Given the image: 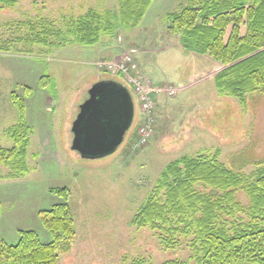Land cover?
<instances>
[{
	"label": "rangeland",
	"instance_id": "374dc122",
	"mask_svg": "<svg viewBox=\"0 0 264 264\" xmlns=\"http://www.w3.org/2000/svg\"><path fill=\"white\" fill-rule=\"evenodd\" d=\"M190 1L154 0L136 28L101 36L91 48L106 52L110 59L96 60L95 55L94 66L83 71L81 62L87 61L84 58L91 48L58 46L57 38L51 39L53 47L40 46L35 38L39 18L65 34L70 21L90 9L117 13L118 0H18L13 8L0 6L1 147H12L7 133L18 116L12 93L25 100L27 124L32 129L27 149L29 176L8 179L9 169L0 164V237L7 244H17L20 231H34L42 243L51 242L40 212L66 203L73 214L76 237L71 251L59 254L57 264H134L140 258L159 263L185 258L191 252L189 244L167 246L161 243L162 231L135 221L155 196L165 166L188 155L211 159L218 154L219 163L236 169L238 160L264 159V96L253 94L243 101L220 95L213 79L223 66L208 55L187 53L170 31V17ZM228 33L229 29L226 37ZM124 54H130L140 74L158 91L154 94L153 138L139 144L141 115L132 96L134 119L120 147L101 159H82L72 150L71 129L79 106L100 80L122 83L120 77L96 65ZM43 73L59 92L76 91L78 102L71 123V94L66 109L55 115L42 114L44 104L51 106L53 100L39 88ZM171 87L179 90L174 96L165 92ZM256 171L254 166L243 169L247 176ZM62 188L68 190L66 196L51 193V189ZM158 199L165 202L164 191Z\"/></svg>",
	"mask_w": 264,
	"mask_h": 264
},
{
	"label": "trees",
	"instance_id": "16d2710c",
	"mask_svg": "<svg viewBox=\"0 0 264 264\" xmlns=\"http://www.w3.org/2000/svg\"><path fill=\"white\" fill-rule=\"evenodd\" d=\"M153 1L118 0L117 13L90 9L72 19L65 34L40 17L36 42L53 47L51 39L57 38L58 46L94 47L101 36L136 28ZM17 3L0 0L2 7L13 8ZM170 20V31L179 37L184 51L208 55L223 66L213 79L220 95L243 101L253 94L264 96V0H191ZM39 88L56 94L53 81L44 73ZM11 98L17 122L7 133L12 147L0 145V164L9 169L8 179L14 180L29 174L26 158L32 129L26 121L25 100L14 93ZM217 158L218 154L211 159L188 155L166 165L156 182L155 196L135 218L140 226L162 231L161 243L167 246L189 244V255L159 263L140 258L134 264H264V159L238 160L236 169ZM248 166L256 167L255 175L243 172ZM163 191L162 204L158 196ZM67 192L51 189L61 196ZM40 219L52 241L42 243L34 231H20L15 245L0 237V264H57L59 254L71 251L76 233L69 205L41 211Z\"/></svg>",
	"mask_w": 264,
	"mask_h": 264
},
{
	"label": "water",
	"instance_id": "95a60500",
	"mask_svg": "<svg viewBox=\"0 0 264 264\" xmlns=\"http://www.w3.org/2000/svg\"><path fill=\"white\" fill-rule=\"evenodd\" d=\"M133 119L134 103L125 87L113 81L96 83L72 124V150L86 160L112 154L123 143Z\"/></svg>",
	"mask_w": 264,
	"mask_h": 264
},
{
	"label": "built area",
	"instance_id": "2783aa9c",
	"mask_svg": "<svg viewBox=\"0 0 264 264\" xmlns=\"http://www.w3.org/2000/svg\"><path fill=\"white\" fill-rule=\"evenodd\" d=\"M97 69L110 75L120 77L122 85L135 97L138 103L141 122L138 126L139 144L145 145L153 138L155 107V89L152 84L137 70L130 54H124L113 61H101L96 65ZM179 90L171 87L165 90L168 96H174Z\"/></svg>",
	"mask_w": 264,
	"mask_h": 264
},
{
	"label": "crops",
	"instance_id": "0c3cea01",
	"mask_svg": "<svg viewBox=\"0 0 264 264\" xmlns=\"http://www.w3.org/2000/svg\"><path fill=\"white\" fill-rule=\"evenodd\" d=\"M90 53H88V54H86L85 55V58H84V60H87L86 62H84V63H82L81 62V65H82V71L83 70H85L84 68H88V66H94V60L93 61H91L92 59H93V56L95 57V55H97L96 56V60H107V59H110L109 57H110V55H108L106 52H103V53H100L101 51L100 50H98V49H96V48H91L90 49V51H89ZM88 58H90V60L88 59ZM85 66V67H84ZM81 71V72H82ZM89 72H90V69H89ZM83 73V72H82ZM100 81H108V80H100ZM99 81V82H100ZM115 81V80H114ZM116 82H118V81H116ZM98 83V82H97ZM42 91H45V90H43L42 89ZM55 91H56V94H51L48 90H46V94H48L47 95V97H48V100H50V97H52L53 98V100H52V102H51V106H49L48 104V102H47V104L45 105L44 104V106H43V112H42V114H44V113H49V114H52V115H55V113L56 112H60L61 110H64V109H66V107H67V100H68V95L69 94H71V99L69 100V103H70V107H71V114L68 116V118H69V120H68V122L69 123H71L72 122V119H73V113H74V111H75V109H76V105H77V100H78V96L76 97V99H74V97H75V93H76V91L74 92V89H72V90H69V94L67 93L66 94V92L65 91H60L59 92V90H57V88H56V85H55ZM68 92V91H67ZM74 93V94H73ZM130 93V92H129ZM130 95H131V97H132V94L130 93ZM133 98V97H132ZM50 102V101H49ZM72 102H74V104H72ZM26 121H27V123H28V115H27V108H26ZM29 125V124H28ZM31 128V127H30ZM52 128H53V126H52ZM59 131V130H58ZM65 133L68 135L70 132H69V130H66L65 131ZM28 149V148H27ZM26 160H27V158H26ZM28 164V163H27ZM29 166V165H28ZM29 169H30V171H29V174L31 173V168H30V166H29ZM29 174L27 175V176H25L24 178H26V177H28L29 176ZM24 178H19V179H24Z\"/></svg>",
	"mask_w": 264,
	"mask_h": 264
}]
</instances>
